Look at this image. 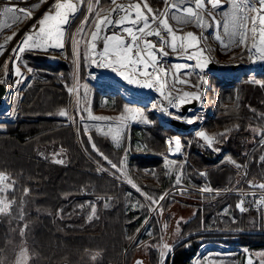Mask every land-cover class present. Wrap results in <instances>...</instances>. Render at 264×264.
Returning a JSON list of instances; mask_svg holds the SVG:
<instances>
[{
    "label": "trees",
    "instance_id": "1",
    "mask_svg": "<svg viewBox=\"0 0 264 264\" xmlns=\"http://www.w3.org/2000/svg\"><path fill=\"white\" fill-rule=\"evenodd\" d=\"M23 59L36 74L24 88L15 119L0 125V173L6 175L0 186V264H16L20 251L27 255L26 264H108L124 259L132 264L138 253L127 237L139 225L140 219H134L139 212L125 209L126 187L85 160L72 128L57 114L67 106L71 63L52 64L34 52H26ZM210 80L208 101L218 91L219 102L211 113L207 109L202 125L193 126L214 137L227 132L226 137L219 136L222 142L214 144L219 153L207 148L196 132L179 134L155 120L156 127L144 128L145 152L152 155L131 160L139 170L146 169L132 176L136 186L155 199L176 186L177 169L187 186L206 187L208 176L216 188L211 193L183 190L181 198L173 191L169 194L161 214H166L170 233L155 228L157 235L145 248L150 264L161 261L162 239L171 244L165 264H202L207 252L212 253L211 264H240L242 247L264 246V235L256 232L260 215L239 212L238 196L216 192L228 183L235 189L245 187V176H237L236 164L246 160V180L264 183V161L260 160L264 156V82L249 80L247 75L227 81L212 75ZM170 134L181 135L188 150L187 163L175 165V171L167 169L161 157ZM84 141L104 167L112 169L105 156L120 161L123 146L115 148L109 137L91 129ZM177 208L187 213L179 224L173 212ZM176 225L180 227L174 231Z\"/></svg>",
    "mask_w": 264,
    "mask_h": 264
},
{
    "label": "rangeland",
    "instance_id": "2",
    "mask_svg": "<svg viewBox=\"0 0 264 264\" xmlns=\"http://www.w3.org/2000/svg\"><path fill=\"white\" fill-rule=\"evenodd\" d=\"M7 1L8 0H0V9L6 7L5 3ZM12 1L10 2L12 3V5L15 4V5L20 6V8L25 7L26 9H31V7L36 4L35 2H32L33 0H28L29 1L28 5H25V3H23L24 0H12ZM121 1L123 2V4H126L125 2L128 0H117L118 5L122 4L120 3ZM155 1H162V3H160L161 5H159L158 3H154ZM155 1L152 2V0H146V2L149 4V6L153 10L158 11V12H163L167 6V4H165V0H155ZM52 2L53 0H47L46 3H43L40 7L35 8L33 10V15L41 11L42 15L41 17L40 16L38 17L40 20L43 14L45 13V11L48 10V8H45L46 5L49 7L52 4ZM72 2L77 3V0H72ZM221 2H222L221 4H223L224 2V7L231 5L229 0H221ZM206 3H207V0H206ZM112 6L113 4L111 3V0H79L78 11L75 14L76 18L72 21L71 26H70L71 33H66V36L70 34H74L76 36V40L78 41V44H74V42L71 39H66L65 47L63 49H51L50 50L51 54L45 53V52H39L38 54L44 56L47 62L52 63V64H58L61 62L71 63V66H72V70H70L71 83L66 87L68 100H67V106L65 108V111L68 113V116L65 117L66 119L65 125H69L72 128L75 143H76V137H75L74 127H76L77 139L81 143L82 148L87 151L89 157L93 161L98 163V161H96L91 154L92 150L88 149L84 141V137L86 135L88 137V132L92 129V130H96L101 135H105V133H109V135H105V136L110 138L111 135L115 134V129L118 125H120L122 120L127 125L126 129H124V139L122 140L123 150H122V155L120 157V161H121V159L125 156V153H127V164L125 166H121L120 161H113L110 157H108V160H111L113 163H116L118 166H121L123 168V171L115 172L116 169H109L106 167L104 168L111 175L115 173V175L113 176L116 179H117V176H119L120 179H117V180L114 178L113 179L118 184L126 187L127 193H125L124 201H123L125 209L128 206V200H127L128 196H129L130 202L132 201V197L135 198V200H137L138 207L130 211L139 212V216L134 217L136 221L140 219L139 225L136 229L130 232L127 239L131 241L130 245H134V247L137 249L138 258H142L145 264H150L149 261L147 260L145 248L147 246V243L149 241H152L156 237L157 232L155 231V228L159 227L160 231L164 230L168 234L170 233V230L168 229L169 221L166 219V214L165 215L161 214L162 211H160V208L161 207L162 209L164 208V201L172 191L177 194L178 198H181L184 194L183 190L191 191L192 187L189 185L187 186L183 184L182 182L180 184H176V186L173 189L169 190L165 195H163L164 196L163 200H160L159 199L160 197L157 199L158 204H152L150 199H147L145 195H142L141 192L147 194V197L153 198L148 193H146L144 190L141 189V192H138L136 191V188L132 187V184L137 185V182L133 179L132 176L135 175L138 171L145 172L146 169L139 170L136 167V165L132 163L131 160L138 156L145 157V156L152 155V154H147L145 152L146 150H148V144H147L148 140H146L144 128L154 127V126L156 127L155 120L161 121V123H163L166 127H169V124L165 123V119H172V115H165L164 113L152 107L153 104L159 105L161 104V102H163L164 104H167V101L164 100V97L161 95V93L157 92L154 88L138 89L134 85H128L126 81L116 76V74L111 72L110 69L97 67L95 65H92L90 61H86L84 59L85 55L94 57L96 55V51L97 52L98 50L100 51L99 45L95 51H90V34L92 31H94L95 22L97 21V13H99V19H103L102 15L108 14ZM208 6L211 8L210 4H208ZM257 7H259V5H257ZM213 11L216 12V13L214 12L215 16L221 17V12L219 11L218 8L213 9ZM249 15H255V14L250 13ZM85 17H87V20H85ZM209 17L207 16L205 20L207 21L208 25L210 23L213 26L207 28L202 33L204 39L201 40L199 44V48H202L205 51L201 54V59L209 60L210 62H213L217 65L232 66L235 71L234 70L233 71L229 70L227 72H217L215 70L201 71L198 67H196L197 62L195 60L188 61L184 59L183 56L177 57L176 54L171 52L170 48L165 49L169 52V56L167 57L161 58L159 57V53H157L158 58L160 59V63L164 65L166 69H168L171 65L176 64V63H187V64L192 65L191 68L182 69V70H179L178 72L180 77L183 79H186L188 83L186 84L176 83L174 85V88L180 89L181 93L183 91L196 92L198 89L197 87H194V85H199V93L202 96V100H200L201 104L199 101L195 100L196 107L193 108L194 110L192 109L193 112L191 114L183 116L184 119H181L185 122H187L188 119H193V122L191 124L202 125L204 121V115H205V112H207V109L209 110L211 108H215L219 102V92L218 91H215L214 96L212 97L213 99L211 98V100L208 101L207 93H208V90L211 89L212 87L211 80H210V77L212 75L217 76L222 79L224 78V81L247 75L249 76V80L256 81V82L258 81V83L264 82V78L259 76V74L261 73V69L259 66L260 61H254V59H250L247 48L232 46L231 51H229L228 49L222 46L220 41L216 40L215 35L218 29L221 30V34L220 33L218 34L221 40L224 41V43H227L229 40V37L224 33V29H223L224 18L221 17L218 19V21H220V24H219V28L216 29L214 26L216 23L213 20H211V16ZM39 20L34 19L32 21V19L30 18L28 19L27 22L29 23L32 21L31 25L35 26ZM169 20L168 22L172 24V21L171 20L169 21ZM9 24H12V15L10 13L5 16H0V38L4 39V42L3 40H0V44H2V42L3 44H5L6 37L8 35L13 34V31H15V24L12 25V27L10 28L4 27V25H9ZM82 24H83V31L77 32V29L80 28ZM248 27L249 29L251 28V23L248 24ZM119 30H120L119 28L115 29V31H119ZM163 34L167 35L166 33H163ZM177 34L182 35L181 32H178ZM251 38H252V33L249 31L246 37V43L248 45L251 44ZM147 39L158 43V38L155 36L147 37ZM8 47H10L11 50L14 47L18 48L17 39L13 38L11 41H8ZM209 48L211 49L210 52L208 51ZM188 51L193 52V51H197V49H189ZM26 52H29V51H26ZM26 52L20 54L22 57V61L24 63H26L23 59L24 54ZM31 52L37 53L35 51H31ZM14 56L15 54H13V57ZM13 57H10L11 61H10V64H8L9 67L8 66L6 67L8 71V78L6 79L5 85L7 87L8 94L6 96L7 102L5 101L6 105H5V108L3 109V111H6V112L2 117H0L1 126L3 125V123L12 122L13 119H15L16 114L18 113V108L23 98L24 88L26 84L31 81L30 79H32L34 74H36L34 70L29 73L27 71V68L22 66L21 71L24 73V82L23 84H20L18 88L14 86L13 80L16 78L12 75ZM27 67L29 66L27 65ZM4 71H5V65L1 63L0 79L5 78L3 75ZM173 71H176V70H173ZM185 72H188L189 75L184 76ZM200 72L202 73L205 72L207 74V80L206 82H203L202 84L200 83V80H199V77L201 76ZM171 75L172 73L170 72L168 77H166V79H168V85L164 89L165 92H167L169 88L173 87V81L171 79ZM85 85L87 86V97L86 98H84V92H85L84 86ZM72 86H75L76 91L70 95L68 91V87H72ZM178 94L180 93L173 91V96H176ZM160 96H162L163 98H160ZM126 107L130 109L143 110L144 117L147 118L149 123L144 124L139 121V117H133L131 113L125 112ZM169 112L175 113L176 115H178L176 113L177 112L176 108L169 107ZM95 118H99V119H95ZM134 127H139L140 129L138 130ZM85 129H87V131H85ZM192 131L196 132L195 130H192ZM184 134H187V133H184ZM137 136L140 138V143L142 144L141 146H137L136 144H134ZM168 137H177V138H174V140L176 139L180 140L181 149H180V152L177 154L178 155L177 157L169 156V152L166 148ZM129 144H132L133 147L129 148L130 146ZM143 145H144V148L140 149ZM165 145H166L165 146L166 154L161 157L164 160L163 165L166 166L167 169H169L170 171H175L176 170L175 165H177V167H180L182 164L187 163V159L185 157H186L188 150L185 148L184 140L181 135L170 134L166 136ZM79 152L81 153L80 149H79ZM172 159H175L177 161L172 160ZM85 160L88 163L90 161L89 159H85ZM171 161H175L176 163L173 164L171 163ZM243 162L245 161H242L239 163H243ZM178 170L179 169H177V173H178L177 176L181 177V170L180 171ZM0 175H3L5 177L2 181H0V186H1L2 182L6 179V175L3 173H0ZM207 178L205 179V181L207 182L206 187H210L211 189L215 190L216 188L208 182ZM129 179L132 181V184L128 183ZM244 179L245 180L243 182L245 184V187L247 186L249 182L258 181V180H246L247 176H245ZM126 185H128L131 189L128 188ZM226 186L231 187V189L234 188L232 183H228ZM196 190H198L200 193H209V192L201 191V189L197 187H196ZM222 190L224 191V187L222 188ZM227 195H230V194H227ZM144 199L148 201L151 208L156 209V211H154L152 215L150 214L151 210H149L146 204L144 203ZM175 215H176L175 219L178 222L177 224H179L180 221L185 220L187 218V213H180V211H177ZM220 216L221 217L224 216V209L222 210ZM145 220H147L146 223H145ZM178 227L180 226L176 225V227H174V231L175 229H178ZM149 232L151 233V235L147 234ZM161 236H165V234L164 235L161 234ZM162 241L165 243L167 240L165 239L161 240L160 244ZM164 243L161 244L160 246V252L163 254H165L166 252L165 251L166 247H164L163 249ZM165 245L167 244L165 243ZM219 248H220V244L217 245V251ZM125 253H127V250L125 251ZM211 254H212L211 252L206 253L204 263L207 262L208 264H211L208 261V257L209 255L211 256ZM228 255L229 254H227V252L224 253V257H228ZM259 257H262L263 263H264V250L260 252V256H258V254H255L253 250H248V255H246L245 253L243 261L245 262L247 260V262L250 263L254 260L258 262ZM26 261H27L26 253L24 251H20L16 264H26ZM158 263L160 264V261H158Z\"/></svg>",
    "mask_w": 264,
    "mask_h": 264
},
{
    "label": "snow or ice",
    "instance_id": "3",
    "mask_svg": "<svg viewBox=\"0 0 264 264\" xmlns=\"http://www.w3.org/2000/svg\"><path fill=\"white\" fill-rule=\"evenodd\" d=\"M47 0H37V3L31 7V9H23L17 7H4L0 9V16H5L7 14L12 15V24L4 25V27H12V25L17 22H22L25 19H30L33 15V10L40 7ZM169 0H165V4H168ZM231 4V9L229 11L222 12L224 18L223 29L224 33L229 37L227 43L221 40L219 35H216V40L220 41L222 46L229 51H231L232 46L235 47H245L247 48L248 55L250 59L254 61H264V0H229ZM78 3H73L72 0H53L52 4L49 6L48 10L45 11L42 18L37 22V25L33 26L28 33L25 34L24 38L20 41V46L14 47L11 52L16 53L13 57V71L12 75L16 78L13 80V85L18 88L20 84L24 82V73L21 71V67L27 68L30 73L33 71L32 68L27 67L26 63L22 61L20 54L26 51H35L50 53L51 49H63L65 47V40L71 39L74 44H78L76 36L70 34L66 36V33H71V23L76 18V12L78 11ZM113 5H116V9L122 12L117 19L113 20L109 18V15H105L103 19H99V13H97V21L95 22L94 31L90 34V51H95L100 43H102V48L100 51L96 52L94 57L88 55L84 56L86 61H90L92 65L97 67L110 69L111 72L115 73L116 76L120 77L128 85H134L137 88H154L157 92H160L167 101V104L161 102V104H153L152 107L158 111L164 113L165 115H172L174 119H184L176 115L175 113L169 112V107L176 108L179 111V105L184 103H189L192 100L200 101L202 96L199 93V85H194L197 87L196 92L183 91L181 93L180 89H175L174 85L176 83L186 84L188 81L183 79L178 74L179 70L189 69L192 65L187 63H176L171 65L168 69L160 63L159 57L169 56V52L165 50L170 48L171 52L176 54L177 57L183 56L184 59L188 61L195 60L196 67L203 71L204 64L210 62L209 60H202L201 54L205 51L199 48L201 40L204 39L203 34L198 37L192 31H183L182 26H187L189 24L194 25L198 29H204L208 27V23L205 20V15L212 16L213 20H216L213 13L209 10L206 11L205 0H175L172 5L176 9V12H183L186 15L178 16L173 14L171 19L176 21L177 27L170 25L168 22V9L165 8L163 12H158L153 10L148 3L144 0H140L138 3L129 4H119L117 5V0H111ZM212 9H217L221 5V0H207ZM195 5V10L190 5ZM142 5V7H141ZM189 5L181 8L180 6ZM259 5V7H257ZM143 9H147V15L144 14ZM23 15H20V14ZM254 13L255 15H249ZM87 20V17H85ZM251 23V28L249 29L248 24ZM217 27H219L220 21L216 20ZM127 25V26H125ZM155 25V27H153ZM116 28H120V31H115ZM111 30V31H110ZM83 31V24L77 29V32ZM252 33L251 44L246 43V37L248 32ZM178 32H182V35H178ZM166 33L167 35H164ZM123 34H127L126 36ZM16 35L6 37L7 41H11ZM155 36L158 38V43L147 39V37ZM259 41V42H257ZM189 49H197V51L189 52ZM5 50V44H0V55H3ZM210 52L211 49L209 48ZM75 54V53H74ZM19 62V63H17ZM151 69V71H150ZM176 70V71H173ZM172 73L171 79L173 81V88H169L167 92L164 91L168 85L169 73ZM4 79H0V86L6 83V78L8 76V71L5 67ZM189 73L185 72L184 76H188ZM95 78V77H93ZM200 83L202 84L205 80L204 76L199 77ZM258 82V81H257ZM84 98L87 97V86H84ZM69 94H73L76 91L75 86L68 87ZM173 91L180 93L173 96ZM125 112L131 113L133 117H139V121L148 124L149 121L144 117L143 110L141 109H130L125 108ZM60 117L68 116V113L61 110L57 113ZM99 119V118H95ZM188 123H192L193 119H188ZM127 125L122 120L120 125L115 129V134L111 135V140L116 144L117 147L121 146V142L124 139V129ZM87 131V129H85ZM231 131V130H228ZM109 135V133H105ZM198 136L205 143V146L214 151H219V149L214 148V144L222 142L219 136H227L226 133H221L217 137H210L206 135L205 132L200 131ZM89 142H92V137L89 136ZM169 143H172L171 141ZM175 148L177 151L180 150L181 143L179 139L174 141ZM262 143H264V136H262ZM93 150L97 151L99 155L103 156L96 149V145L92 144ZM56 155H59L58 153ZM108 161V164L112 169H116L117 172H122L123 168L127 164V153L121 159L120 165L113 163L111 160L105 156L103 157ZM261 161H264V156L260 157ZM56 163H63V160H55ZM171 163H176L171 161ZM233 163H235L233 161ZM237 168L241 165L236 164ZM105 169L98 168L97 171H103ZM115 175V173H113ZM201 176L205 175L200 173ZM5 177L0 175V181ZM117 179H120L117 176ZM129 184L132 181L128 180ZM176 183H181V177H176ZM132 187L136 188V191L141 192L135 184ZM250 187H259L264 189V184L251 185ZM201 191L213 192L214 190L210 187H202ZM145 195L147 199L151 200L152 204H158V200L155 198L147 197V194L141 192ZM160 200L164 199V196H160ZM254 203L256 201H253ZM260 203L264 204V197L260 198ZM107 206V204L105 205ZM151 211H156V209L151 208ZM237 207L241 212L247 211L244 207V201L242 200ZM162 207L160 211H162ZM93 213L95 212V206L92 208ZM147 220H145V223ZM139 231V230H138ZM151 235V233H147ZM167 247V245H164ZM166 257L161 253L160 264H165Z\"/></svg>",
    "mask_w": 264,
    "mask_h": 264
},
{
    "label": "bare ground",
    "instance_id": "4",
    "mask_svg": "<svg viewBox=\"0 0 264 264\" xmlns=\"http://www.w3.org/2000/svg\"><path fill=\"white\" fill-rule=\"evenodd\" d=\"M12 0H8L5 4H6V7H17V8H20V6H18V5H12V3H10ZM13 2V1H12ZM32 2H35V3H37V0H33ZM138 2H140V0H128V1H126L125 3L126 4H129V3H138ZM144 2H146V0H144ZM23 3H25V5H28L29 4V1L28 0H24L23 1ZM120 3H122L123 4V2L121 1ZM147 3V2H146ZM175 3V0H169V2H168V4H167V6H166V8L168 9V18L172 21V24H170V25H173L174 27H177V24H176V21H174V20H172L171 19V17H172V15L173 14H176V15H178V16H184V15H186L185 13H183L182 11L181 12H176V9L174 8V7H172V5ZM222 3V2H221ZM48 4V3H47ZM117 5H118V3H117ZM186 6H189V5H183V6H180L181 8H183V7H186ZM191 7H193L194 8V10H195V5L194 4H192V5H190ZM141 7H142V5H141ZM21 8H23V9H26L25 7H21ZM45 8H49L47 5H46V7ZM205 8H206V11H211L212 13H213V15L215 16V11H213V9H211L209 6H208V4L206 3V0H205ZM114 9H116V5H113L112 6V8L109 10V12H108V14L110 13V15H109V18L110 19H113V20H115V19H117L120 15H123V13L122 12H118L117 10H115L114 11ZM219 9V11L221 12V14H222V12H224V11H229L230 9H231V5H228V6H226V7H224V2H223V4H221L220 5V7L218 8ZM143 11H144V14H148L147 13V9H143ZM215 12V13H214ZM108 14H106V15H108ZM20 15H23V14H20ZM41 15H42V12L40 11V12H38L37 14H35V15H32V17H31V19H32V21L34 20V19H38L39 20V16L41 17ZM217 15V14H216ZM104 16L105 15H102V18H104ZM207 17V15H205V18ZM209 17V16H208ZM221 17H223L222 15H221ZM221 17H218V16H215V18H216V20H218L219 18H221ZM210 18V17H209ZM5 19V18H4ZM168 19V20H169ZM169 20V21H170ZM211 20H213V18H212V16H211ZM216 20H213L215 23H216ZM28 21V19H25V20H23L22 22H17L16 24H15V31H13V32H15L16 33V35L14 36V38L15 39H17V44H18V47L20 46V41L24 38V36H25V34L26 33H28L29 32V30L30 29H33V25H31L32 24V21L31 22H27ZM35 23V22H34ZM37 25V24H36ZM125 26H127V25H125ZM211 26H213L212 24H210L209 23V25H208V27H206V28H204L203 30L202 29H198V28H196L194 25H192V24H189V25H187V26H182L183 27V31L184 32H187V31H192V32H194L198 37L201 35V33H203L207 28H209V27H211ZM215 26V28L216 29H218L219 27H217V24H215L214 25ZM153 27H155V25H153ZM120 29V28H119ZM118 30V29H117ZM120 31V30H119ZM119 31H117V32H119ZM221 34V30L220 29H218V31H217V33H216V35H218V34ZM181 34H183L182 32H181ZM11 35H13V34H11ZM11 35H8V36H11ZM125 35H127V34H125ZM215 35V36H216ZM152 37H154V36H152ZM148 39H150V38H148ZM0 40H3V42H4V39L3 38H0ZM150 41H152V40H150ZM3 42H2V44H3ZM90 45H91V42H90ZM102 43H100L99 44V48L101 49L102 48ZM98 48V47H97ZM98 50V49H97ZM99 51V50H98ZM97 52V51H96ZM13 54H15L16 55V53H12L11 52V48L10 47H8V41H7V43H5V50H4V52H3V55H0V65H1V63L2 64H4L5 65V67H7L8 66V64H10V61H11V58L10 57H13ZM159 59V58H158ZM165 62V61H164ZM18 63V62H17ZM9 67V66H8ZM235 71V70H234ZM200 75L201 76H204V78H205V80H204V82H206V80H207V74L204 72V73H202V72H200ZM7 78H8V76H7ZM6 78V79H7ZM173 88V87H172ZM177 88V87H176ZM138 89H140V88H138ZM150 90V89H149ZM195 90V89H194ZM147 91V90H146ZM149 92V91H148ZM202 94H203V92H202ZM197 101V100H196ZM200 102V101H199ZM198 102V103H199ZM200 104H201V102H200ZM192 112H193V110H192ZM192 112H190L189 114H191ZM194 115V114H193Z\"/></svg>",
    "mask_w": 264,
    "mask_h": 264
},
{
    "label": "built area",
    "instance_id": "5",
    "mask_svg": "<svg viewBox=\"0 0 264 264\" xmlns=\"http://www.w3.org/2000/svg\"><path fill=\"white\" fill-rule=\"evenodd\" d=\"M74 130H75V137H76V143H77L76 145H77V147H79L83 157L85 159H89L90 160L89 163L92 166H94L96 169H98V168L105 169L104 166H102L101 164L93 161L89 157L87 151L82 148L81 143L77 139L76 127H74ZM174 138H177V137H168L167 138V145H168V148H169V152L173 153L176 156H178L177 154L180 152V150L179 151L176 150L175 143H174V141H175ZM170 141L172 143H169ZM180 149H181V147H180ZM237 164L241 165L240 168H237V176H239V177L246 176V171L248 169L247 161H245L243 163H237ZM101 172L107 174L109 177H112V178L116 179L106 169L101 171ZM199 173H203V172H199ZM250 184L251 185H259V184H264V183L260 182V181L249 182L246 187L238 188V189H235V188L231 189V187L225 186L224 187V191L220 190V191H216V192H218L220 194H224V195L230 194V195L238 196V202H237L236 205H238L243 200L244 201V207L247 209V211H245V212H253V213L259 214L260 215V220H261V224H260L261 226H260V229H258L256 232L259 233V234L264 235V204L260 203V198L264 197V189H261L259 187H250ZM126 186L128 188H130L128 185H126ZM192 190L198 191V190H196L194 188H192ZM253 201H256V202L254 203ZM144 203L146 204L147 208L150 210V207H149L150 205H149L148 201L144 199ZM238 211L241 212L239 208H238ZM153 213H154V211L150 212L151 215ZM124 255H126V253H124ZM108 264H127V263L125 262V259H124L122 262H118V263L117 262H110Z\"/></svg>",
    "mask_w": 264,
    "mask_h": 264
},
{
    "label": "water",
    "instance_id": "6",
    "mask_svg": "<svg viewBox=\"0 0 264 264\" xmlns=\"http://www.w3.org/2000/svg\"><path fill=\"white\" fill-rule=\"evenodd\" d=\"M259 66H260V69H261V74H264V61H260L259 62ZM209 70H215L217 72H227L229 70L233 71L234 68L232 66H228V65L227 66L226 65H217V64H215L213 62H208V63L204 64L203 71H209ZM7 94H8V90H7L6 85L4 84V85L0 86V117H2L5 114V112H6V111H3V109L5 108V105H6L5 101H7L6 100ZM160 98H163V97L160 96ZM195 107H196V101L192 100L189 103H184L182 105H179V111L176 112V113L178 115H180L181 117H183V116L188 115L190 112H192V109L195 108ZM208 112L211 113V109H209ZM165 123L169 124V128L174 129L179 134L188 133V132L194 130L193 124L187 123V122H185V121H183L181 119H174V118L165 119ZM200 131L205 132L206 135H208L210 137H214V136L210 135L205 129L200 128V129H198L196 131V136L201 141H202V139L198 136V133ZM214 152L216 154L219 153V151H214ZM132 264H145V262H144V260L142 258H137Z\"/></svg>",
    "mask_w": 264,
    "mask_h": 264
},
{
    "label": "crops",
    "instance_id": "7",
    "mask_svg": "<svg viewBox=\"0 0 264 264\" xmlns=\"http://www.w3.org/2000/svg\"><path fill=\"white\" fill-rule=\"evenodd\" d=\"M113 128H115V127H113ZM112 143H113V141H112ZM134 144H136L137 146H141L142 144L140 143V138L137 136V138L135 139V142H134ZM113 145H114V147H116V148H121L122 147V142H121V146L120 147H117L116 146V144L115 143H113ZM130 146H129V148L130 147H133L132 146V144H129ZM166 145H167V143H166ZM128 148V149H129ZM144 148V145L140 148V149H143ZM166 148H167V150H168V152H169V148H168V145L166 146ZM169 156H171V157H177V156H175L173 153H170L169 152ZM172 160H175V159H172ZM175 161H177V160H175ZM130 195V194H129ZM132 197V196H131ZM139 201V200H138ZM140 202V201H139ZM138 207V203H137V200H135V198H133L132 197V201L130 202V201H128V206L126 207V209H127V211H130V210H134V208H137ZM177 211H182V210H180V209H174L173 210V212H174V214H176V212ZM163 240V239H162ZM258 242V241H257ZM261 242H264V241H261ZM164 242L162 241L161 242V244H163ZM166 244H167V247H166V252H165V254L164 255H167L168 254V252L170 251V249H171V244L168 242V241H166L165 242ZM165 243H164V245H165ZM164 245H163V249H164ZM254 246H255V244H253ZM253 246V247H254ZM248 250H250L249 249V247L248 246H244V247H242L241 248V251H240V255L242 256V258L240 259V264H264L263 263V259H262V257H259V260H258V262L257 261H252V262H250V263H248L247 262V260L244 262L243 261V258H244V255H245V253H246V255H248ZM253 251H254V253L255 254H258V256H260V252L262 251V250H264V246L263 247H259V248H254V249H252ZM202 264H208L207 262L206 263H202Z\"/></svg>",
    "mask_w": 264,
    "mask_h": 264
}]
</instances>
